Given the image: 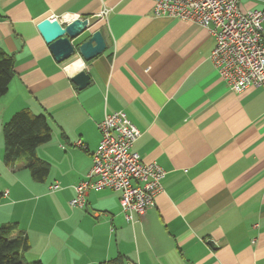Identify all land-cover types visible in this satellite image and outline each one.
Returning a JSON list of instances; mask_svg holds the SVG:
<instances>
[{
	"label": "crops",
	"instance_id": "crops-1",
	"mask_svg": "<svg viewBox=\"0 0 264 264\" xmlns=\"http://www.w3.org/2000/svg\"><path fill=\"white\" fill-rule=\"evenodd\" d=\"M249 10L264 12V0H240ZM75 16L107 48L89 63L75 55L59 64L37 25ZM214 44L197 24L155 17L148 0H0V51L15 61L0 119L21 109L50 116L51 139L36 150L50 168L43 182L6 165L0 146L1 169L23 175L0 193V226L28 237V262L264 264V87L232 93L211 63ZM81 70L90 84L79 91L70 79ZM114 112L139 133L132 151L165 172L154 207L132 221L112 190L69 204L90 171L97 126Z\"/></svg>",
	"mask_w": 264,
	"mask_h": 264
},
{
	"label": "built area",
	"instance_id": "built-area-1",
	"mask_svg": "<svg viewBox=\"0 0 264 264\" xmlns=\"http://www.w3.org/2000/svg\"><path fill=\"white\" fill-rule=\"evenodd\" d=\"M148 1L155 17L197 24L210 31L215 40L211 63L232 93L264 87V12L240 11V0ZM107 13L103 9L95 17L102 19ZM97 128L101 139L91 155L90 171L87 179L74 187L69 204L80 209L89 191L112 190L119 193L121 212L132 221L133 214L142 216L154 207L165 172L155 163H143L132 151L139 133L120 112L104 114ZM76 146L85 148L80 141Z\"/></svg>",
	"mask_w": 264,
	"mask_h": 264
},
{
	"label": "trees",
	"instance_id": "trees-1",
	"mask_svg": "<svg viewBox=\"0 0 264 264\" xmlns=\"http://www.w3.org/2000/svg\"><path fill=\"white\" fill-rule=\"evenodd\" d=\"M15 77V61L13 56L0 51V98L8 91ZM50 116L35 114L29 109H21L14 113L3 124V161L6 165H22L30 177L43 182L49 175V165L40 159L36 150L51 139ZM30 250L28 237L13 225L0 226V264H42L41 261L28 262L25 254ZM99 264H130L123 255Z\"/></svg>",
	"mask_w": 264,
	"mask_h": 264
},
{
	"label": "water",
	"instance_id": "water-1",
	"mask_svg": "<svg viewBox=\"0 0 264 264\" xmlns=\"http://www.w3.org/2000/svg\"><path fill=\"white\" fill-rule=\"evenodd\" d=\"M91 27L92 23L87 18H76L66 23L47 18L37 25V30L55 62L60 64L77 55L84 63H89L107 48L101 32H91ZM70 80L79 91L90 84V76L84 70Z\"/></svg>",
	"mask_w": 264,
	"mask_h": 264
},
{
	"label": "rangeland",
	"instance_id": "rangeland-1",
	"mask_svg": "<svg viewBox=\"0 0 264 264\" xmlns=\"http://www.w3.org/2000/svg\"><path fill=\"white\" fill-rule=\"evenodd\" d=\"M0 104H2V103H0ZM0 108H1V106H0ZM11 117V116H10ZM7 119V118H6ZM6 121L7 120H3V121H1V119H0V146H3V138H2V135H1V130H2V127H3V124L4 123H6ZM10 167L12 166L11 164L9 165ZM9 167V168H10ZM22 176L23 175H21V176H19V177H15V175H13V174H7V173H5L2 169H1V167H0V193H2V192H4L6 189H8L9 188V186H13V184H14V181H17L18 183L20 182V181H22L21 180V178H22ZM2 212H0V214H1ZM48 224V223H47ZM40 226H42V224H40L39 222H37V221H34V223H33V229L35 228H38V227H40ZM35 231V230H34ZM33 231V232H34ZM38 239L37 238H35V245L36 244H38Z\"/></svg>",
	"mask_w": 264,
	"mask_h": 264
},
{
	"label": "clouds",
	"instance_id": "clouds-1",
	"mask_svg": "<svg viewBox=\"0 0 264 264\" xmlns=\"http://www.w3.org/2000/svg\"><path fill=\"white\" fill-rule=\"evenodd\" d=\"M85 66L83 65L82 61L80 62V68L83 69Z\"/></svg>",
	"mask_w": 264,
	"mask_h": 264
}]
</instances>
